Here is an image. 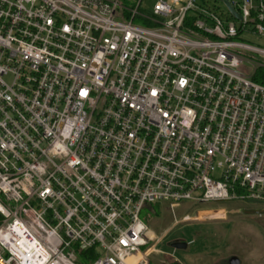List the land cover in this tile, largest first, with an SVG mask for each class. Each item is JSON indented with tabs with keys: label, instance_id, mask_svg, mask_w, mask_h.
<instances>
[{
	"label": "built area",
	"instance_id": "obj_1",
	"mask_svg": "<svg viewBox=\"0 0 264 264\" xmlns=\"http://www.w3.org/2000/svg\"><path fill=\"white\" fill-rule=\"evenodd\" d=\"M142 5L0 0V264H145L144 206L264 203V0Z\"/></svg>",
	"mask_w": 264,
	"mask_h": 264
},
{
	"label": "rangeland",
	"instance_id": "obj_2",
	"mask_svg": "<svg viewBox=\"0 0 264 264\" xmlns=\"http://www.w3.org/2000/svg\"><path fill=\"white\" fill-rule=\"evenodd\" d=\"M123 1L132 5L136 0ZM154 2L143 0L142 6L149 10ZM248 207L263 209L264 203L233 199L202 204L186 201L171 208L167 204L144 206L141 215L150 235H163L145 264H228L234 256L240 264H264V213L247 214ZM179 242H186V247L178 246Z\"/></svg>",
	"mask_w": 264,
	"mask_h": 264
},
{
	"label": "water",
	"instance_id": "obj_3",
	"mask_svg": "<svg viewBox=\"0 0 264 264\" xmlns=\"http://www.w3.org/2000/svg\"><path fill=\"white\" fill-rule=\"evenodd\" d=\"M245 212L247 214L248 213H251V214H259V215H262L264 213V208L263 209H260V208H250V209H248ZM177 245L178 246H181V247H186L187 243L186 242H179V243H177ZM228 264H240L239 258H237L235 256L232 257V258H230Z\"/></svg>",
	"mask_w": 264,
	"mask_h": 264
},
{
	"label": "trees",
	"instance_id": "obj_4",
	"mask_svg": "<svg viewBox=\"0 0 264 264\" xmlns=\"http://www.w3.org/2000/svg\"><path fill=\"white\" fill-rule=\"evenodd\" d=\"M262 71H264V70H262ZM260 80H261L262 82H264V79H263V78H260ZM153 208H156V207H153ZM173 264H180V263H178V262L175 261V263H173Z\"/></svg>",
	"mask_w": 264,
	"mask_h": 264
},
{
	"label": "crops",
	"instance_id": "obj_5",
	"mask_svg": "<svg viewBox=\"0 0 264 264\" xmlns=\"http://www.w3.org/2000/svg\"><path fill=\"white\" fill-rule=\"evenodd\" d=\"M250 208H256V207H248V209ZM248 209H246L245 211H247ZM218 210H221V209H218ZM213 211H216V210H213ZM208 212V211H207ZM187 219V218H186Z\"/></svg>",
	"mask_w": 264,
	"mask_h": 264
}]
</instances>
